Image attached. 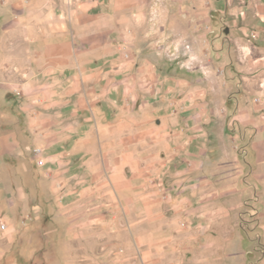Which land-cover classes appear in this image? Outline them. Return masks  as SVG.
I'll use <instances>...</instances> for the list:
<instances>
[{
	"label": "rangeland",
	"instance_id": "1",
	"mask_svg": "<svg viewBox=\"0 0 264 264\" xmlns=\"http://www.w3.org/2000/svg\"><path fill=\"white\" fill-rule=\"evenodd\" d=\"M251 1L145 0L131 42L136 60L161 84L175 83L181 114L198 120L176 124L183 136L169 162L146 137L137 163L108 170L101 156L89 164L55 155L71 143H42L32 123L38 108L21 88L25 39L0 0V264H264L257 188L247 171L222 185L221 148L247 143L232 142L229 128L222 141L215 123L199 121L201 110L215 117L232 91L224 81L238 66L233 24Z\"/></svg>",
	"mask_w": 264,
	"mask_h": 264
},
{
	"label": "crops",
	"instance_id": "2",
	"mask_svg": "<svg viewBox=\"0 0 264 264\" xmlns=\"http://www.w3.org/2000/svg\"><path fill=\"white\" fill-rule=\"evenodd\" d=\"M9 7L26 43L21 88L38 108L32 123L43 144L71 143L55 155L82 156L89 164L101 156L106 169L124 170L145 155L151 137L154 154L172 159V144L183 136L176 124L192 126L198 118L181 114L185 104L174 98L175 83L161 84L153 66L136 60L131 42L145 0H9ZM239 13L231 36L238 66L224 81L232 91L217 102L215 117L201 110L199 121L215 123L222 141L229 130L232 142L245 139L239 150L221 148L222 177L228 176L222 185L247 171L243 179L264 203V0H252Z\"/></svg>",
	"mask_w": 264,
	"mask_h": 264
},
{
	"label": "built area",
	"instance_id": "3",
	"mask_svg": "<svg viewBox=\"0 0 264 264\" xmlns=\"http://www.w3.org/2000/svg\"><path fill=\"white\" fill-rule=\"evenodd\" d=\"M5 227H6V225H5V224H3L2 228H5Z\"/></svg>",
	"mask_w": 264,
	"mask_h": 264
},
{
	"label": "water",
	"instance_id": "4",
	"mask_svg": "<svg viewBox=\"0 0 264 264\" xmlns=\"http://www.w3.org/2000/svg\"><path fill=\"white\" fill-rule=\"evenodd\" d=\"M229 29H227V31H228Z\"/></svg>",
	"mask_w": 264,
	"mask_h": 264
}]
</instances>
